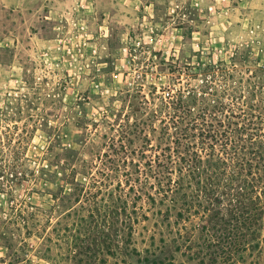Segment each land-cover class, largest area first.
<instances>
[{
	"label": "rangeland",
	"instance_id": "1",
	"mask_svg": "<svg viewBox=\"0 0 264 264\" xmlns=\"http://www.w3.org/2000/svg\"><path fill=\"white\" fill-rule=\"evenodd\" d=\"M235 52L264 67V0H0V166L18 159L12 180L0 177V264L62 262L60 247L29 234L19 208L40 204L44 178L62 182L64 157L93 162L116 119L141 115L133 107L154 90L178 88L198 58L230 63ZM149 216L124 249L140 253L112 264H231L212 259L218 248L194 221L177 241L178 224L164 225L165 241L157 235L152 245ZM260 250L234 264H264V243Z\"/></svg>",
	"mask_w": 264,
	"mask_h": 264
},
{
	"label": "trees",
	"instance_id": "2",
	"mask_svg": "<svg viewBox=\"0 0 264 264\" xmlns=\"http://www.w3.org/2000/svg\"><path fill=\"white\" fill-rule=\"evenodd\" d=\"M198 61L183 70L178 88L154 90L145 107H133L141 115L116 119L117 134L93 162L78 167V157H64L62 182L44 178L40 204L19 208L29 234L37 231L63 250L55 264H112L110 257L139 254L137 247L124 249L149 212L158 231L152 245L157 235L165 241L164 225L178 224L177 241L185 237L184 224L194 221L199 238L218 248L211 252L214 261L234 264L261 251L264 67L238 52L230 63ZM11 160L0 166L7 182L18 167V159ZM49 166H42L43 175Z\"/></svg>",
	"mask_w": 264,
	"mask_h": 264
}]
</instances>
